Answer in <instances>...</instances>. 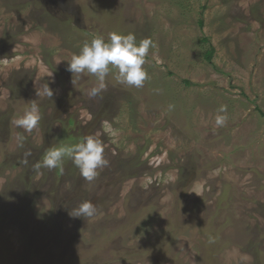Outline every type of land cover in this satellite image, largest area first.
<instances>
[{"label":"rangeland","instance_id":"rangeland-1","mask_svg":"<svg viewBox=\"0 0 264 264\" xmlns=\"http://www.w3.org/2000/svg\"><path fill=\"white\" fill-rule=\"evenodd\" d=\"M113 31L153 41L148 78L128 87L113 69L90 99L95 77L74 86L67 61ZM31 100L29 133L13 120ZM88 134L110 162L91 185L68 158L33 170ZM85 200L97 214L70 218ZM52 208L70 223L57 236ZM104 231L138 248L130 264H264V0H0V264H96L115 246Z\"/></svg>","mask_w":264,"mask_h":264},{"label":"clouds","instance_id":"clouds-1","mask_svg":"<svg viewBox=\"0 0 264 264\" xmlns=\"http://www.w3.org/2000/svg\"><path fill=\"white\" fill-rule=\"evenodd\" d=\"M150 47H155L150 38H143L139 41L135 33L121 34L110 32L105 38L103 35H96L90 41H85L78 53H74L67 61L65 71L72 74V84L75 86L76 79L82 74L94 76L97 84L89 89L87 95L90 99L101 97L106 89V78L115 69L116 81L128 87L141 88L148 73L144 68L146 57ZM36 96L52 99L54 90L50 84L44 83L36 89ZM102 98V97H101ZM226 106L221 105L217 109L215 123L224 126L228 117ZM223 113V114H222ZM41 120L40 105L36 100H31L24 109L23 114L13 120V123L32 132ZM24 137H20L23 145ZM32 155L29 149L24 152L20 163L27 165L28 158ZM65 158L71 159L74 166L79 170L81 177L86 184L91 185L100 175L101 169L109 165L105 156L103 140L96 134H88L77 143L71 145L58 144L48 148L40 161L32 165L33 170L40 168L56 169L62 167ZM98 208L90 200L80 202L68 210L70 218H82L87 220L97 214Z\"/></svg>","mask_w":264,"mask_h":264},{"label":"trees","instance_id":"trees-1","mask_svg":"<svg viewBox=\"0 0 264 264\" xmlns=\"http://www.w3.org/2000/svg\"><path fill=\"white\" fill-rule=\"evenodd\" d=\"M200 23H201V25L203 24L202 21ZM214 53H215V49L211 47L209 49V51H207V54H206L207 59L210 60L212 58V56L214 55ZM57 169H60V168H57ZM108 198H112L113 200L115 199L113 196L102 197L101 200L99 199L100 200V202H99L100 207L99 208H101L103 206L102 205L103 203H106L108 201L107 200ZM61 199H62L61 197H59V198L57 197V199L55 200V202H56L55 206L57 209H59V213H63V211L60 210V206H59V204L61 203ZM20 200L25 201V198L20 199ZM52 210H53V213L50 216V218H52V220H53L52 222L54 223V226L52 228V233H53L52 235L57 236V233L59 231L58 227H70V223L68 220H66L65 216L59 218L60 216L58 214H56L55 210L53 208H52ZM48 218H49V216L47 217V220H48ZM115 226H116V223L113 224L112 226L108 225L110 230H114ZM113 235H114V233L111 234V232H109V233L107 231L103 232V236H102L101 240L103 242H105V244H106V243H110L114 239L113 243L115 246L110 247L109 252H104V255H103L101 261L97 262L96 264H130V263L136 262V260L140 256L138 248L133 247L132 249L127 250V249L123 248L120 244L118 246L117 242H115V240L116 241L118 240V237H115ZM46 240L50 241L51 239L47 238ZM70 243H73V242H70Z\"/></svg>","mask_w":264,"mask_h":264}]
</instances>
